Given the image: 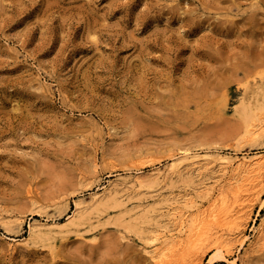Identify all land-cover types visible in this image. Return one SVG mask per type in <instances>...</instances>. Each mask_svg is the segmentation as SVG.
I'll return each mask as SVG.
<instances>
[{"label":"rangeland","instance_id":"374dc122","mask_svg":"<svg viewBox=\"0 0 264 264\" xmlns=\"http://www.w3.org/2000/svg\"><path fill=\"white\" fill-rule=\"evenodd\" d=\"M263 124L264 0H0V264H155L192 228L198 264H264V183L238 213V177L179 157L264 156ZM83 212L61 242L30 234Z\"/></svg>","mask_w":264,"mask_h":264},{"label":"bare ground","instance_id":"6f19581e","mask_svg":"<svg viewBox=\"0 0 264 264\" xmlns=\"http://www.w3.org/2000/svg\"><path fill=\"white\" fill-rule=\"evenodd\" d=\"M229 108V107H228ZM245 110V109H244ZM243 110V113L245 114ZM247 114V113H246ZM248 116V114H247ZM246 116V117H247ZM244 117V115H243ZM245 117V118H246ZM253 125V124H252ZM256 125V124H255ZM261 125V124H259ZM258 125V126H259ZM264 125V124H263ZM255 127V126H254ZM253 127V128H254ZM252 129V127H251ZM259 129V128H257ZM260 129H261V132H264V127L261 128L260 126ZM259 129V130H260ZM253 130V129H252ZM256 130V129H255ZM251 131V130H250ZM254 131V130H253ZM253 133H256L255 131ZM252 134V132H251ZM215 149V148H214ZM207 150V149H206ZM235 152V151H234ZM221 153V152H220ZM238 153V152H237ZM178 154V153H177ZM179 157H180V161H185L187 163H192V166H193V163H203L204 166L206 167L207 165L213 163V162H217L220 166V171L222 172V174H226L228 173V182L230 180V176H231V179L232 178H237V182L234 181V187H233V190L231 192V189H230V192L232 193L230 196H231V203L229 200H226L227 202L229 201V204L230 205H237L238 206V213H241L240 210L242 211V209L245 208V205L249 202V200H252L255 196H258V187L263 183H264V156H261V157H255L256 159H251L250 157L248 156H242V157H233V156H227V155H221V154H216L215 156H209L208 154H202V155H199L197 153H192L191 151L189 150H181V152L179 153ZM175 155V154H174ZM244 155V154H243ZM241 156V155H240ZM252 157V156H251ZM179 159V158H178ZM175 162V161H174ZM177 163V162H176ZM180 165V164H179ZM175 166V165H174ZM170 166H168V170L169 169H172L171 167L169 168ZM186 168V167H185ZM200 168V167H199ZM189 169V167H188ZM208 169V167H207ZM200 170V169H199ZM204 169L202 168L201 171H203ZM138 171V170H137ZM162 171V170H161ZM167 171V170H166ZM165 173V172H164ZM186 173V172H185ZM141 174V173H139ZM150 174V173H149ZM152 174V173H151ZM183 174V173H182ZM199 174V173H198ZM161 175L160 171H157L155 174L152 175V179L154 181L157 180V178H159V176ZM167 177H172L175 175V169L173 168L172 171L169 172V174H165ZM181 175V172L180 174ZM135 176V175H134ZM133 176V177H134ZM141 176V175H140ZM151 176V175H150ZM164 176V175H163ZM178 176V175H177ZM201 177V176H200ZM163 178V177H162ZM221 178V177H220ZM239 178L241 179L240 181L244 182L243 185H241V183H238L239 181ZM130 179V178H128ZM202 179V178H201ZM205 179V178H204ZM219 179V178H218ZM165 180V179H164ZM203 180V179H202ZM223 180V179H222ZM234 179L230 180L231 182L233 181ZM153 181V182H154ZM167 181H171V180H167ZM227 181V180H226ZM158 182V181H156ZM165 182V181H164ZM214 182V181H213ZM235 182L237 183L235 185ZM121 183V182H120ZM142 183H144L142 181ZM148 183V181H147ZM152 183V182H151ZM161 183V182H160ZM166 183V182H165ZM175 183V182H174ZM215 183V182H214ZM230 183V182H229ZM128 184L129 187H140L142 184H141V179L139 176H135L134 178L130 179V180H123L122 182V185H126ZM154 184V183H152ZM209 184V183H208ZM219 184V183H218ZM116 185V184H115ZM114 185V186H115ZM150 185V183H149ZM160 185V184H159ZM211 184H209L210 186ZM216 185V184H215ZM230 185V184H229ZM245 185V186H244ZM158 186V185H157ZM171 186V185H170ZM217 186V185H216ZM104 187V186H103ZM149 187V186H148ZM151 187V186H150ZM231 187V188H232ZM126 188V186H125ZM126 188V189H127ZM172 188V187H171ZM204 188V187H203ZM215 188V187H213ZM120 190L122 188H119ZM116 187H112V185H108L107 187L104 188L103 190V193H104V196L106 198L102 199V195H98L96 192L93 193V194H90L89 198L87 200H81L79 202H76V206L77 208H82L84 209L85 211H92V212H98V211H101L102 208L106 207V206H109L110 202L112 200H114L116 197V195L118 194V190ZM131 189V188H130ZM146 189V188H145ZM135 190V189H134ZM141 190V189H140ZM200 190V189H199ZM198 190V191H199ZM202 190H205V189H202ZM207 190V189H206ZM205 190V191H206ZM157 191V190H156ZM204 191V192H205ZM155 192V191H154ZM170 192V191H169ZM222 192V191H221ZM245 192V193H244ZM101 193V192H100ZM215 193V192H214ZM244 193V194H243ZM126 194V193H125ZM203 194V192H202ZM219 194V195H218ZM217 196H215L214 199H217L218 196L221 198V195L220 193H218ZM119 195V194H118ZM171 195V194H170ZM201 195V194H200ZM173 196V195H172ZM176 196V195H174ZM189 196V194H188ZM213 196V197H214ZM124 197V196H123ZM153 197V196H152ZM167 197V196H166ZM171 197V196H170ZM186 197V196H185ZM192 197V196H191ZM126 198V197H125ZM187 198V197H186ZM211 198V197H210ZM256 198V197H255ZM189 199V202H191V199L190 197L188 198ZM187 199V201H188ZM191 199V200H190ZM213 199V200H214ZM228 199V198H226ZM171 200V199H170ZM169 200V201H170ZM173 200V199H172ZM183 200V199H182ZM184 200H186L184 198ZM123 201V200H122ZM121 201V202H122ZM125 201V200H124ZM163 201H166L168 202L167 200H163ZM186 201V203H187ZM196 201V200H195ZM225 201V204H227ZM117 203V201H115ZM171 202V201H170ZM176 202V201H175ZM185 202V201H183ZM188 202V203H189ZM215 202V201H214ZM119 203V202H118ZM124 203V202H123ZM122 203V204H123ZM162 203V202H161ZM250 203V202H249ZM109 204V205H108ZM112 204V203H111ZM120 204V203H119ZM172 204V203H171ZM158 205V203L156 204V206ZM162 205V204H161ZM173 205V204H172ZM186 205V204H184ZM115 206V205H114ZM249 206V205H248ZM139 207V206H136V208ZM177 207V206H175ZM227 207V205H226ZM229 207V205H228ZM226 208L229 209L230 208ZM225 208V207H224ZM233 208V207H231ZM131 209V208H130ZM172 209V208H171ZM178 209V208H177ZM225 209V212L226 214L228 213V211H226ZM235 209V208H234ZM133 210V209H132ZM134 210L136 211L135 207H134ZM142 210V209H141ZM148 210V209H147ZM199 210V209H198ZM80 211V210H79ZM163 211V210H162ZM165 211V210H164ZM175 211V210H174ZM224 211V209H223ZM231 211V209H230ZM131 212V210H130ZM144 212V211H143ZM171 212H173L171 210ZM199 212V211H198ZM236 212V214H238ZM101 213V212H100ZM129 213V211H128ZM84 212L80 215V216H76V217H73L72 219L71 218H68L71 219L69 221H67V223H58V222H53L52 223L50 222V224H40V225H37L35 226L34 228H32L30 230V234L36 238H40V239H46V240H50L51 242L53 243H56V242H61L63 241L64 239H66L69 235L67 233V229L71 226H74V228H78L80 225L83 224V220H84V216H83ZM85 214H88V212ZM140 214V212H139ZM174 214V213H173ZM178 214V213H177ZM225 214V215H226ZM235 214V215H236ZM142 215V214H141ZM172 215V214H171ZM232 215V214H231ZM134 217V215H132ZM136 216V215H135ZM158 216V215H157ZM69 217V216H68ZM71 217V216H70ZM140 217V216H139ZM160 217V215H159ZM181 217V216H180ZM179 217V218H180ZM170 218V217H169ZM185 218V217H184ZM56 219V218H55ZM54 219V220H55ZM90 219V218H89ZM133 219V218H132ZM91 220V219H90ZM96 220V219H95ZM136 220V219H135ZM181 220V219H180ZM231 220V219H230ZM169 221H172L169 219ZM182 221V220H181ZM186 221V219H185ZM239 221V219H238ZM122 222V221H121ZM168 222V221H167ZM184 222V221H182ZM48 223V222H47ZM185 223V222H184ZM123 224V222H122ZM158 225V224H156ZM165 225V224H164ZM235 225V224H233ZM242 225V224H241ZM166 226V225H165ZM82 227V226H81ZM84 227V226H83ZM236 228L239 229V224H236ZM162 229H165V228H162ZM158 230V229H157ZM166 230V229H165ZM168 230V229H167ZM166 230V231H167ZM232 230L234 231V229L232 228ZM88 231V230H87ZM160 231V230H159ZM162 231V230H161ZM208 231V230H206ZM205 230H195V229H188V232L185 233L186 237H185V240L184 241H181L180 239L178 238H175L174 240L178 239V241L180 242V247H177L176 245L179 246V243L176 244V242H174L176 245H174V243L171 241H166V239L162 240L161 242H167V244H163V245H159V244H156L157 246V249H154L153 247V252L151 253V256H149L150 258L152 257V260H155V264H180V260L182 259H185V258H188L190 259L191 258V261L192 262H195L196 260V257H197V254H198V250L197 249L199 246L198 244L200 243V241L207 236V233H206ZM71 232V231H70ZM170 232V231H169ZM174 232V231H173ZM232 232V231H231ZM180 233V232H179ZM178 233V234H179ZM228 233V232H227ZM181 235V234H180ZM209 235V233H208ZM224 235V234H223ZM165 236V234H164ZM178 236V235H177ZM230 236V235H229ZM151 238H153L154 240H158V238H160L158 236V232L157 234L155 233L154 235L151 236ZM172 238V237H171ZM231 238V237H230ZM244 238V237H243ZM152 239V240H153ZM263 239V238H262ZM173 240V238H172ZM231 240V239H230ZM229 239H227L226 237L222 236V234L220 235H216V242L217 244H223V246H226L229 244ZM234 240V239H233ZM238 240V239H237ZM151 240H149L150 242ZM177 241V240H176ZM232 242V241H230ZM241 243V242H240ZM256 243V242H255ZM171 245H174L173 248H172V252H171V256L166 253V258L167 259H163L165 257H161L164 252V250H167V252H169V248L168 246L170 247ZM177 247V248H176ZM168 248V249H167ZM175 248V249H174ZM147 250V249H146ZM166 252V251H165ZM162 254V255H161ZM200 259V258H199ZM199 259L197 262H199ZM201 260V259H200ZM191 262V263H192ZM195 262V264H196ZM190 263V264H191ZM193 264V263H192Z\"/></svg>","mask_w":264,"mask_h":264}]
</instances>
